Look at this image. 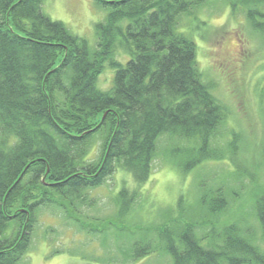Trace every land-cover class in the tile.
I'll return each mask as SVG.
<instances>
[{
  "label": "trees",
  "instance_id": "trees-1",
  "mask_svg": "<svg viewBox=\"0 0 264 264\" xmlns=\"http://www.w3.org/2000/svg\"><path fill=\"white\" fill-rule=\"evenodd\" d=\"M44 1L0 0V264L23 260L42 209L75 220L91 199L86 190L119 169L146 183L161 137L163 155L184 172L205 160L235 162L236 131L216 143L227 109L204 80L194 39L179 30L182 15L206 0H93L105 15L94 46L45 13ZM247 14L264 31L254 8ZM107 67L114 77L104 90L98 79ZM217 187L183 208L192 210L187 220L149 228L125 258L166 250L173 264H264V185L250 200L260 237L240 224L244 216L220 222L229 199ZM137 195L122 188L121 209Z\"/></svg>",
  "mask_w": 264,
  "mask_h": 264
},
{
  "label": "rangeland",
  "instance_id": "rangeland-1",
  "mask_svg": "<svg viewBox=\"0 0 264 264\" xmlns=\"http://www.w3.org/2000/svg\"><path fill=\"white\" fill-rule=\"evenodd\" d=\"M248 8H254L259 24L264 26V3L255 0H206L191 14L182 15L179 24V30L197 44L204 80L227 109L216 143L226 144L233 137L231 132L236 131L235 164L205 160L184 172L163 155L169 143L168 137H161L160 154L146 183L139 186L129 171L119 169L103 185L86 190L91 199L78 205L75 220L79 222L54 207L42 209L30 249L19 264H173L166 250L136 261L127 260L125 254L149 228L169 218L187 220L185 215L190 216L192 210L183 215V208L197 203L204 189L215 190L219 185L229 199V207L218 216L220 222L244 216L249 222L243 219L240 224L255 226L254 232L260 237L250 200L257 187L264 185V100L261 102L260 96L264 89V31L248 17ZM43 9L90 46L96 44V24L105 15L93 0H45ZM113 77L114 70L107 67L98 86L109 89ZM96 140L99 145L93 148V156L101 152L102 137ZM174 147L185 146L175 142ZM237 167L240 172L232 173ZM230 186L238 198L229 192ZM124 187L138 195L130 207L121 209L123 204L118 199Z\"/></svg>",
  "mask_w": 264,
  "mask_h": 264
}]
</instances>
